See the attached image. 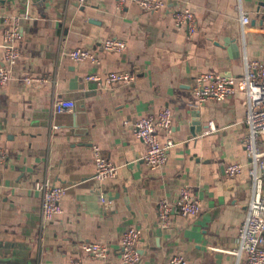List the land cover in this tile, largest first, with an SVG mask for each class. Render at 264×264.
<instances>
[{"label": "crops", "instance_id": "0c3cea01", "mask_svg": "<svg viewBox=\"0 0 264 264\" xmlns=\"http://www.w3.org/2000/svg\"><path fill=\"white\" fill-rule=\"evenodd\" d=\"M167 8L145 10L137 1L6 0L0 4V64L4 61L2 14L19 16L21 61L0 86V264H120V239L131 226L142 228L138 264H166L175 252L187 264H236L238 230L245 221L252 182L241 140L247 97L199 103L193 84L201 72L241 75L248 59L264 60V0H166ZM191 8L198 18L189 33L172 18L174 8ZM240 9L251 16L243 24ZM120 37L127 47L103 51L101 41ZM238 42L231 48L227 38ZM77 46L102 54L100 63L74 60ZM128 70L131 82L100 85L90 73ZM32 72L48 82H27ZM72 98L73 110L53 111L56 98ZM169 106L174 111L165 164L150 169L145 144L132 130L140 117ZM202 130L191 133L193 117ZM214 127H210L209 122ZM128 122L130 125H125ZM76 125V126H74ZM74 127L75 133L70 131ZM118 166L115 177L97 183L93 145ZM264 150V142L260 145ZM243 172L225 176L228 162ZM63 184L64 211L41 227L45 178ZM202 203L197 214L174 212L170 225L158 222V201L182 186ZM101 190L110 200L101 201ZM264 195V190H263ZM109 246L105 258H92L83 242Z\"/></svg>", "mask_w": 264, "mask_h": 264}, {"label": "built area", "instance_id": "2783aa9c", "mask_svg": "<svg viewBox=\"0 0 264 264\" xmlns=\"http://www.w3.org/2000/svg\"><path fill=\"white\" fill-rule=\"evenodd\" d=\"M83 2L85 0H79ZM124 4L130 0H118ZM145 10H159L167 8L166 0H135ZM172 18L180 26H185L189 33L197 29L198 18L189 7L174 8L171 10ZM3 47L4 61L0 64V86L12 79V66L21 61L23 52L20 46L22 37V25L19 16L12 13H3ZM241 21L248 24L251 16L247 10L240 9ZM127 47V41L120 37H107L101 41L103 51H120ZM67 55L74 60H88L93 63L102 61V54L90 47L77 46L67 52ZM136 77L135 73L128 70H114L107 74L90 73L87 78L97 81L100 85H110L115 81L131 82ZM27 82L43 81L48 82L49 78L44 75H34L27 72L22 76ZM193 92L199 103L209 99L225 100L237 93H243L247 97L245 122L248 131L242 137V144L245 147L248 157V174L251 178L252 195L249 199L248 210L245 221L238 230L240 248L232 250L236 257V264H264V150L260 146L264 142V60L248 59L245 62L243 74L222 75L219 72H201L193 84ZM76 102L72 98L59 97L53 102V111L59 113L65 110H73ZM174 118V111L169 106L160 107L157 112L144 115L133 122L132 130L145 144L146 153L144 160L150 169L158 168L165 164L168 158V150L175 141L171 138L163 144L159 139L160 132L171 133ZM214 127L213 122H209ZM125 125H130L128 122ZM94 150V162L96 172L94 179L97 183L113 178L118 173V166L114 164L103 153L97 145L92 146ZM8 152L0 145V164L7 159ZM244 165L241 162H228L225 167V176H237L243 172ZM41 191V220L43 229L56 215L62 214L64 206L62 199L67 188L63 184L53 182L48 177L38 184ZM101 201L108 206L110 200L101 190ZM202 209V203L193 194L192 188L182 186L172 198L163 197L158 201V222L161 227L170 225V217L174 212L183 216L197 214ZM142 228L139 226L129 227L120 239V264H138L141 260L139 249ZM83 250L92 258H105L109 253V246L104 242L89 241L83 242ZM166 264H187L184 253L175 252L171 255ZM69 264H85L79 257H70Z\"/></svg>", "mask_w": 264, "mask_h": 264}, {"label": "water", "instance_id": "95a60500", "mask_svg": "<svg viewBox=\"0 0 264 264\" xmlns=\"http://www.w3.org/2000/svg\"><path fill=\"white\" fill-rule=\"evenodd\" d=\"M5 1L6 0H0V4L5 3ZM226 40H227V43L231 46V48H237L238 47V42L235 38L229 37ZM192 125H194V127H190V129H191V133H193V134L196 132L198 133L203 129L198 117H196V116H194L192 119ZM74 126H76V125H74ZM74 129L75 128L72 127V128H70V131L75 133Z\"/></svg>", "mask_w": 264, "mask_h": 264}]
</instances>
